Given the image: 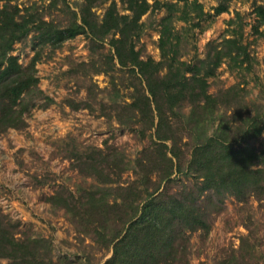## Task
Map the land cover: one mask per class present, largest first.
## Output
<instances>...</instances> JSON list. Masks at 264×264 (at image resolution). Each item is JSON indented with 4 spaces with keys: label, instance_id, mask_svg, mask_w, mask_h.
Masks as SVG:
<instances>
[{
    "label": "rangeland",
    "instance_id": "374dc122",
    "mask_svg": "<svg viewBox=\"0 0 264 264\" xmlns=\"http://www.w3.org/2000/svg\"><path fill=\"white\" fill-rule=\"evenodd\" d=\"M112 1L121 14L129 13L120 0H106L93 9L99 21ZM149 1L176 4L175 65L202 68L200 76L208 70L201 62L213 57L215 46L234 30L239 32L249 61L238 67L223 59L207 78L208 93L222 104L212 111L202 109V102L194 105L190 93L172 103L159 95L157 111L145 76L112 60V35L97 41L81 33L59 42L57 31L61 34L70 26L72 12H80L83 0H15L21 9L35 4L55 32L43 39L33 31L11 51L24 68L38 55L39 82L19 103L24 111L20 127L0 130V212L19 224L15 236L31 244L33 260L106 264L117 235L124 236L130 225L125 221L137 212L141 215L149 194L157 190L158 197L178 199L200 195L198 205L208 214V227L187 232L188 264H264V196L239 201L227 195L222 204L210 206L214 200L207 191H197L203 181L189 162L212 136L240 140L250 132L251 120L264 113V25H258L255 13L264 0H197L205 13L197 27L196 13L190 22L178 20L186 0ZM222 1L228 10L215 15ZM168 16L167 8L149 11L135 39L141 59L152 62L147 72L153 75L154 88L168 73L174 54L163 57L159 48ZM160 113L170 122L161 134L169 137L166 141L157 136ZM247 139L246 146H260L264 134L255 139L250 133ZM171 160L174 169L168 182L164 177ZM9 263L0 259V264Z\"/></svg>",
    "mask_w": 264,
    "mask_h": 264
},
{
    "label": "trees",
    "instance_id": "16d2710c",
    "mask_svg": "<svg viewBox=\"0 0 264 264\" xmlns=\"http://www.w3.org/2000/svg\"><path fill=\"white\" fill-rule=\"evenodd\" d=\"M66 1V0H63ZM106 0H83L79 13L72 12L74 19L70 26L61 34L59 42L72 39L81 33L89 34L92 39L103 41L112 35L109 42L115 51L114 58L122 67H132L134 72L145 76L149 85V93L155 99L157 111H161L157 102L159 95L166 97L170 103L181 100L186 93L194 105L203 103L202 109H218L222 101L207 91V78L214 75L215 70L222 64L223 59H229L234 66L242 67L249 61L247 48L243 46L241 35L234 30L229 38L215 46L213 57L209 56L201 65L207 66L205 75L200 76L202 68H191L182 62L181 69L176 67V50L172 47L173 40H177L172 26V14L179 11L176 4L161 3L149 0H120L129 13L121 14L117 3L112 1L103 19L98 20L93 9L103 4ZM0 130L19 128L23 122V110H19L22 96L37 86L39 80L35 75V65L38 55L29 67L24 68L15 56L11 55L15 43L22 41L33 31H39L41 36L51 37L55 31L53 24L47 22L35 7V4L21 9L14 4L15 0H0ZM168 9L169 16L163 20L160 31L159 48L163 57L170 53L173 58L169 60L168 73L157 83L152 85L153 75L148 74L147 67L152 62H144L140 52L136 50L135 39L141 34V19L149 11ZM193 9V10H192ZM228 10L226 2H221L214 9L215 15H220ZM178 20L191 21V14L196 13L198 19L195 26H200L201 17L205 15L204 9L197 0H186L184 9L181 10ZM258 25H264V6L255 9ZM234 20L229 22L233 24ZM65 34V35H64ZM170 59V58H169ZM210 59L213 60L211 63ZM156 64L155 74L160 69ZM251 63H249L250 65ZM247 68V70H249ZM192 76L188 78L187 73ZM157 78V77H156ZM188 82V83H187ZM264 108V106H262ZM169 119L165 114H159L157 136L163 141L169 137L162 136L164 129L169 126ZM250 132H245L239 139L231 140L223 136H212L202 146H198L191 162L199 172L198 179H202L204 187L197 189L201 193L207 191V197L213 198L208 205L222 204L225 196H234L239 201L246 200L249 196L261 198L264 196V139L260 146H246L245 141L252 133L255 139L264 134V113L258 114L251 120ZM167 131H171L169 127ZM228 137V134L227 136ZM243 139L244 142L241 140ZM164 147L167 148L166 144ZM178 158L179 155L174 156ZM165 174L164 179L171 181L173 174V161ZM180 164L177 170L182 171ZM172 169V170H171ZM186 187H188L186 185ZM158 191L149 194L141 211V215H131L124 224L129 225L126 234L117 235L118 241L113 248V256L106 264H188L187 253L189 236L192 232L207 228V213L198 205L199 196L185 195L182 199L175 196L158 197ZM200 193V192H199ZM198 193V194H199ZM209 195V196H208ZM207 205V207H209ZM216 205L215 207H217ZM139 209V206H138ZM137 209V210H138ZM19 224H12L9 218L0 212V259H7L9 264H46L43 260H33L30 256L31 244L27 240L16 238L19 233ZM173 234L174 237L171 235ZM121 237V238H120Z\"/></svg>",
    "mask_w": 264,
    "mask_h": 264
}]
</instances>
